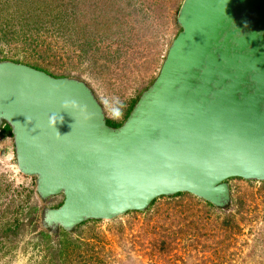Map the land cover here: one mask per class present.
I'll list each match as a JSON object with an SVG mask.
<instances>
[{
  "label": "water",
  "instance_id": "1",
  "mask_svg": "<svg viewBox=\"0 0 264 264\" xmlns=\"http://www.w3.org/2000/svg\"><path fill=\"white\" fill-rule=\"evenodd\" d=\"M175 23L118 126L84 80L0 60V129L50 235L177 193L225 209L229 179L264 182V0H182Z\"/></svg>",
  "mask_w": 264,
  "mask_h": 264
},
{
  "label": "rangeland",
  "instance_id": "2",
  "mask_svg": "<svg viewBox=\"0 0 264 264\" xmlns=\"http://www.w3.org/2000/svg\"><path fill=\"white\" fill-rule=\"evenodd\" d=\"M181 1L0 0V60L84 80L106 118L119 121L131 99L154 78L177 34ZM228 182L236 204L228 224L223 214L190 194L160 197L147 213L81 224L73 233L79 241H65L59 261L264 264V182ZM34 186L33 178L15 168L12 137L0 133V231L18 219L35 220L39 231ZM61 201L62 195H55L47 204L55 207ZM32 230L27 227L10 244L2 238L0 264H53L46 243Z\"/></svg>",
  "mask_w": 264,
  "mask_h": 264
},
{
  "label": "trees",
  "instance_id": "3",
  "mask_svg": "<svg viewBox=\"0 0 264 264\" xmlns=\"http://www.w3.org/2000/svg\"><path fill=\"white\" fill-rule=\"evenodd\" d=\"M34 66L35 67H38L36 65H34ZM38 68H40V67H38ZM42 69L43 70H46L45 68H42ZM46 72H47V70H46ZM48 73L54 75V73H52L50 71ZM139 93L135 96V98L131 99V101L129 102V106H127L126 110H124V112H123V117H122L121 120L114 121L113 119L107 118V123L109 125H112V126H118L125 119V117L127 116V114L129 113V111H130L131 107L133 106V104H134L137 96L139 95ZM0 133L1 134H4V135L11 136L10 128H9V126L7 124H4L3 125V127L0 129ZM31 192H33V189H31ZM181 194H183V193H177L175 195L165 196V197H167V198L170 199V198H175V197H177V196H179ZM157 199L158 198L154 199L151 202V204L148 207V209L145 210V211H141V212L140 211H129V212L147 213L149 211V209L151 208V206L155 203V201ZM197 199H199V198H197ZM199 200H201V199H199ZM201 201L209 209H211L212 211H214V212H216L218 214H223L224 215V218H227L225 224H228V222L230 221L229 218H232V215L234 213L233 208H234V206H236L234 199L232 200L231 205L229 207L225 208V209H219V208L214 207L213 205H211L208 202H205L203 200H201ZM60 203L56 204L55 207L58 206V205H60ZM36 210H39V209H38V207L35 206V208L33 209V211H36ZM38 219H39V214H38ZM88 221H99V220H87L85 222H88ZM85 222H82L81 224H84ZM36 224H37V222L35 220L34 221L28 220L25 223L22 220H19V219L18 220H15V222H13L11 224H8L2 231H0V241L2 240V238H5L6 237L5 240H4V242L5 243L7 242V243L10 244V243H12L15 240V238L19 234H22L25 231V229H27V227H30V228L33 229L32 231L36 232V234L40 238V240H42L43 242L46 243V245L48 247V250H49L48 253L52 255V263L53 264H61L62 262L60 263V261H59L60 258L57 256L59 254L58 252H60L61 249H63V246L62 245H63V243H65V241L70 242V243L73 242V241H79V239L77 237L78 236L77 233L74 235L72 232H66L63 229H60L59 232H58V234H55L54 236H52L47 231H45L44 229H42L40 227H38L39 228V231L38 230H35L36 229ZM81 224H79L78 226H80ZM225 224H224V226H225ZM161 243H165V242L162 240ZM197 264H207V263H206V261L204 259H202V262L197 263Z\"/></svg>",
  "mask_w": 264,
  "mask_h": 264
},
{
  "label": "crops",
  "instance_id": "4",
  "mask_svg": "<svg viewBox=\"0 0 264 264\" xmlns=\"http://www.w3.org/2000/svg\"><path fill=\"white\" fill-rule=\"evenodd\" d=\"M114 121H117L118 119H116L115 117L112 118Z\"/></svg>",
  "mask_w": 264,
  "mask_h": 264
}]
</instances>
